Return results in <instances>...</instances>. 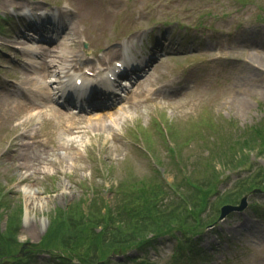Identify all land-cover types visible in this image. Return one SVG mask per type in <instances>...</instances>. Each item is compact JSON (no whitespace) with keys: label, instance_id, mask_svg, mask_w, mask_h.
Wrapping results in <instances>:
<instances>
[{"label":"rangeland","instance_id":"obj_1","mask_svg":"<svg viewBox=\"0 0 264 264\" xmlns=\"http://www.w3.org/2000/svg\"><path fill=\"white\" fill-rule=\"evenodd\" d=\"M53 3L72 5L73 10L65 12L62 19L64 25L77 26L78 32H71L65 40L74 50L84 48L81 39H90L109 60L108 52L122 48L121 38L134 37L142 46H153L160 59L145 79L135 81L131 96L113 108L73 118L51 110L52 103L43 106L39 111L42 122L33 141L28 129L39 108L16 112L14 102L6 97L5 85L16 88L8 79L20 82V86L26 83L29 65L25 61L30 56L18 49L31 44L21 31L27 22L18 23L9 9ZM0 15V63L10 65L0 72V198L6 215L2 223L5 226L12 216L22 217L17 238L11 243L15 250L21 242L30 241L26 248L32 250L31 264L58 261L36 248L39 240L48 247L50 239L45 230L53 209L79 205L90 187L104 189V196L110 199L112 194L107 189L120 178L126 183L155 176V156L166 165L167 182L182 181L185 176L199 181L197 178H206L208 174L203 172L211 169L223 176L219 190L242 182V177L254 173L255 165L264 167V151L256 147L244 149L240 163V155L233 161L225 148L216 147L221 137H239L262 122L264 0H0ZM6 45H14L17 51ZM172 50L186 52L175 55ZM190 79L191 86L180 88L184 93L163 95ZM78 117L86 118L75 119ZM159 120L161 126L170 124L173 138L158 131ZM70 121L76 124L67 132ZM138 132L151 138L142 143ZM173 142L177 159L167 148ZM184 184L179 185L187 191ZM176 191L175 187L166 189L175 199ZM252 201L264 215V194L249 193L245 211L230 213L203 230L198 245L203 253H211L206 264H264V216L253 210ZM64 241L63 236L54 239L50 252L77 261L76 255L90 256L89 250L94 248L89 249L84 235L68 246ZM175 249L176 239L169 236L149 249L131 247L127 252H113L109 262L141 264L144 258L152 264H176L172 261ZM102 258H94L89 264H97Z\"/></svg>","mask_w":264,"mask_h":264},{"label":"trees","instance_id":"obj_2","mask_svg":"<svg viewBox=\"0 0 264 264\" xmlns=\"http://www.w3.org/2000/svg\"><path fill=\"white\" fill-rule=\"evenodd\" d=\"M249 130L247 135L242 134L227 139L225 145L220 143L216 147L219 150L225 148V154H229V158L232 157L233 161L237 155H240L239 163L243 161V150L246 148L256 147L259 152H263L264 121ZM230 159L227 160L229 163L227 167H230ZM203 174L208 175L203 179L199 177L201 181H197L198 183L193 181L187 191H182L179 185L184 182L183 180L174 182L172 186H176L178 190L177 199L167 194V186L164 182L149 177H137L126 183H123L122 179L117 180L110 188L113 204L104 203L100 192L93 189L92 197L86 205L88 196L81 199L79 205L76 203L65 209L58 207L54 210L46 234L47 239H50L48 247H51L53 240L60 236L65 240L64 246H68L83 235L88 237L87 246L89 249L94 247L92 251L89 250L91 257L86 254L76 255L77 261H75L68 255L60 256L50 252V248L46 249L47 246L43 248L48 250L53 259H58L55 264H89L94 258L105 257L110 250L125 251L133 246L144 248L151 244L156 236L172 232L173 229H178L184 235L197 234L215 221L222 204L236 202L244 192L255 187L264 188V167H260L247 180L240 182L235 189L217 193L215 199L210 202L209 196L219 175L216 170L211 169ZM187 182L191 181L187 180ZM207 208L209 212L206 211ZM2 216L0 211V220ZM19 221L20 217L12 216L6 221L4 229H0V255L13 252L14 245L11 241L16 239ZM186 221L187 224L184 223ZM149 233H153L152 237H148ZM11 264H27V262L22 258H16ZM104 264H110L108 258Z\"/></svg>","mask_w":264,"mask_h":264},{"label":"bare ground","instance_id":"obj_3","mask_svg":"<svg viewBox=\"0 0 264 264\" xmlns=\"http://www.w3.org/2000/svg\"><path fill=\"white\" fill-rule=\"evenodd\" d=\"M68 34V33H67ZM52 36L54 38H56V36H54V33H52ZM52 42V41H51ZM27 49V48H26ZM30 51L36 52L38 53L41 57H44V60L46 62H42V66H40L39 68H36L35 65L30 64L29 68H28V72L31 73H44L43 75H47V77L49 78L51 75L56 76V74H62L65 71H67V69H69V67L72 65V62L78 61L79 60V54L77 53L76 50L70 48V46H68V43L65 42L64 40H58L56 42H53V44H51V46L49 48H42L40 47V45L35 44L34 47H29ZM28 50V49H27ZM29 52V50L27 51ZM110 56H117L119 55V53L115 50L110 51L109 52ZM58 62L62 68V70H50L49 68L44 70V66H54V63ZM35 82H38V79L35 78L34 79ZM50 82V84L52 82H55V84H57L56 86H54V92L53 94H66L69 89H67L66 83L64 82H56L55 78L53 79H49L48 80ZM89 84V83H87ZM56 89V90H55ZM31 92L42 95L43 90L42 88H32L30 89ZM45 93V91H44ZM6 97L11 98V100L14 102L15 104V109L16 112H23L28 111L30 106L29 104L32 103V100L29 99L28 97H32V96H26V98L24 100L18 99V98H13L9 95L6 94ZM28 98V99H27ZM76 123H74L73 121H70V123H67L66 126L67 128V132H69L70 130V126L75 125Z\"/></svg>","mask_w":264,"mask_h":264},{"label":"water","instance_id":"obj_4","mask_svg":"<svg viewBox=\"0 0 264 264\" xmlns=\"http://www.w3.org/2000/svg\"><path fill=\"white\" fill-rule=\"evenodd\" d=\"M244 198L242 199V203L241 205L239 206H233V205H225L223 208H222V212H221V217H223L225 214H227L229 211H231L232 209L234 208H242L244 206Z\"/></svg>","mask_w":264,"mask_h":264}]
</instances>
